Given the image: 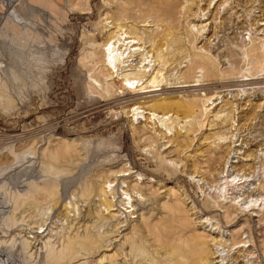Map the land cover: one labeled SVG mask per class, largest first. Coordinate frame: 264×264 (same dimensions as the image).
<instances>
[{"label": "rangeland", "instance_id": "1", "mask_svg": "<svg viewBox=\"0 0 264 264\" xmlns=\"http://www.w3.org/2000/svg\"><path fill=\"white\" fill-rule=\"evenodd\" d=\"M167 97L193 113L148 118ZM139 223L183 249L203 236L197 264H264V0H0V249L164 264ZM86 235L98 252L61 259Z\"/></svg>", "mask_w": 264, "mask_h": 264}, {"label": "bare ground", "instance_id": "2", "mask_svg": "<svg viewBox=\"0 0 264 264\" xmlns=\"http://www.w3.org/2000/svg\"><path fill=\"white\" fill-rule=\"evenodd\" d=\"M130 42H131V44L128 47V50H127L128 52L124 56L125 50L127 48V45ZM114 43L115 42L113 41V44ZM134 44H136V43H134L133 40L132 41H128L127 43H125V49L121 53H119V54H121L122 62L123 61L126 62L129 59L132 60L131 58L134 56V53L137 50L136 48L133 47ZM122 46H123V43H119V45L117 46V49H115V50L116 51L119 50V48H121ZM131 46L133 47V49H129V48H131ZM106 50H107L106 53H107L108 57H106L105 62H106V65L109 66V63L112 62L110 60L109 56L112 55V52L114 51V49L112 47L111 50H110L109 47H108ZM104 55H105V53H104ZM120 63H121V61L118 64H120ZM191 63H192V67L193 68L204 67L205 66V68H207L208 70L210 69L209 62H204V60H201L199 58L194 59ZM144 65H145V63H144ZM115 66L118 67L120 65H115ZM206 73H205V75H206ZM135 79H137V78L125 76V77L122 78L121 83H122V85L125 88H128V89L129 88H133V89H135L138 86V80H135ZM183 82H189V80L187 79V77L185 75H184V81ZM141 84L142 83H140V85ZM174 106H175V111H179V112H181V114L183 113L184 116L191 115L193 113V105H192L191 102H189V101L185 102V101H182V100L173 101V100H171L170 98L167 97V98H164V99H162L160 101H153L151 103L149 111H148L149 112V117L148 118H151L153 115L157 116V114H155V113H156V111L158 109L162 113L161 116H163L165 113H167L168 111L173 109ZM135 109H137V107ZM64 150L66 151L67 149H64ZM71 152L69 151V152H67L65 154H62V157L64 159L67 158L68 156L71 155ZM48 156H49V159H50L49 161H51L50 164H53V160L54 161L59 160V157L56 154H48ZM212 160H213V158H212ZM208 167H210V166H208ZM51 169L47 168V171H50ZM63 172H64L63 174H65V172H67V171H63ZM52 173H54V171ZM112 205L113 204L110 203V202L107 203V206H112ZM166 208L168 209V214H167L168 216L167 217H169L170 219H175L176 218L177 208H175L172 205H167ZM147 220H148V218L144 217L143 221H147ZM13 224H15V222ZM149 224H150V222H149ZM139 225L141 226V232L145 233V235L146 234H152V233L156 232L155 236H154V241L158 242V246L164 247V248L169 246V250L167 252L168 257H167V260L163 261L164 264H189V263L197 264L196 262H199L202 259L206 258V252L203 249H201V247H200L205 242L203 240V236H201V235H193L190 238L191 245L186 242V248L183 249L180 245L172 244V242L170 241V239H178V238H180L181 235H177L176 237L171 238L173 235L168 237L166 233L165 234L162 233V231L164 232V229L163 230H159L157 232L158 225H154L153 227H151L150 225H145V224L141 225V223H139ZM11 230L12 229L5 230L4 232H11ZM75 238L74 237L67 238L66 245H65L66 249H65V252L61 256V259L62 258L65 259V262L71 261V260H75L77 258L76 255H75V253L77 252L76 244L78 245V247H83L84 250L91 251L90 253H93V254L98 252L99 248H101V246H95L97 241L95 239H93L92 237H90V236H87V239L85 241H82V242L78 241L77 238L76 239ZM1 245L3 246V244H0V246ZM29 245L30 244L27 241H21L19 243V246L23 247V248L29 247ZM15 253H17V252H15ZM91 256H92V254H91ZM46 257L48 259L49 256H46ZM110 261H111V264H112V260H110ZM21 262H23V261H21ZM159 263L156 262L155 264H159ZM0 264H15V262L13 261V259L7 258V255H6L5 251L0 249Z\"/></svg>", "mask_w": 264, "mask_h": 264}]
</instances>
